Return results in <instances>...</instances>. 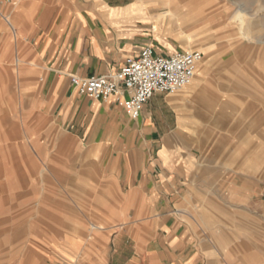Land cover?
<instances>
[{
  "label": "crops",
  "instance_id": "0c3cea01",
  "mask_svg": "<svg viewBox=\"0 0 264 264\" xmlns=\"http://www.w3.org/2000/svg\"><path fill=\"white\" fill-rule=\"evenodd\" d=\"M22 2L13 10L0 5V12L30 45L25 81L32 91L37 84L41 88L26 92L35 103L28 107L39 110L50 129L71 140L72 145L64 147L71 154L67 161L81 168V186L96 196L93 211L101 223L94 227V238H67L63 249L54 250L51 264H264V212H255L261 236H247L256 250L219 252L212 231L202 228V221L210 219L200 217V207L192 203L190 183L200 166V148L194 142L200 124L196 103L206 89L205 73L211 66L201 63L187 88L156 94L138 120H131L114 98L92 100L80 96L71 84L74 76L114 74L146 47L163 56L199 50L204 59L210 42L192 48L181 34L173 39L160 29H165V20L176 21L182 30L193 28L201 21V4L191 0ZM121 97L129 96L123 90ZM96 169L100 174L92 176ZM243 198L237 192L229 196L231 201Z\"/></svg>",
  "mask_w": 264,
  "mask_h": 264
},
{
  "label": "rangeland",
  "instance_id": "374dc122",
  "mask_svg": "<svg viewBox=\"0 0 264 264\" xmlns=\"http://www.w3.org/2000/svg\"><path fill=\"white\" fill-rule=\"evenodd\" d=\"M191 1L201 4L199 23L182 30L165 20L160 29L173 39L181 34L192 48L211 45L203 59L211 64L206 89L196 103L200 166L190 183L192 203L210 219L201 224L217 251L250 252L257 246L247 236H261L255 212H264V0ZM0 5L13 10L6 0ZM240 13L248 39L232 24ZM28 47L0 12V264H51L67 238H94L101 224L96 196L81 186V168L67 161L71 140L28 107L35 103L26 92L41 88L32 91L25 81ZM214 54L219 58L211 63ZM236 192L246 200L231 201Z\"/></svg>",
  "mask_w": 264,
  "mask_h": 264
},
{
  "label": "built area",
  "instance_id": "2783aa9c",
  "mask_svg": "<svg viewBox=\"0 0 264 264\" xmlns=\"http://www.w3.org/2000/svg\"><path fill=\"white\" fill-rule=\"evenodd\" d=\"M202 60L203 53L198 50L163 56L154 48L146 47L138 57L128 58L114 74L90 78L74 76L71 84L80 96L92 100L114 98L131 120H138L145 104L156 94H175L192 84ZM123 90L128 98L121 97Z\"/></svg>",
  "mask_w": 264,
  "mask_h": 264
},
{
  "label": "bare ground",
  "instance_id": "6f19581e",
  "mask_svg": "<svg viewBox=\"0 0 264 264\" xmlns=\"http://www.w3.org/2000/svg\"><path fill=\"white\" fill-rule=\"evenodd\" d=\"M13 2V7H15V8H17V7H19V6H21L22 5V0L20 1V0H13L12 1ZM14 9V8H13ZM175 9H176V7H175ZM192 12V11H191ZM172 13V12H171ZM169 17H171V16H169ZM9 21V20H8ZM11 21H9V24L12 26V24L10 23ZM232 24H236V26H237V28H238V31H239V33H240V35H241V37L242 38H245V39H248V36H247V29H248V25H249V22H248V19H247V16L245 15V14H239L236 18H234L233 20H232ZM187 27V26H186ZM191 40V39H190ZM189 41V40H188ZM187 43V42H186ZM206 44V43H205ZM187 50H189V51H192L191 49H187ZM203 50V49H202ZM199 51V50H198ZM201 52V51H200ZM219 57H218V55H213L210 59V61H211V63L212 62H214V63H216V61H217V59H218ZM202 62H203V60H202ZM201 62V63H202ZM204 64L205 65H207L208 67H210V65L211 64H209L208 63V61H204ZM202 79L204 80L205 78L204 77H202ZM188 87V86H187ZM187 87H185V88H187ZM185 88H183V89H185Z\"/></svg>",
  "mask_w": 264,
  "mask_h": 264
}]
</instances>
